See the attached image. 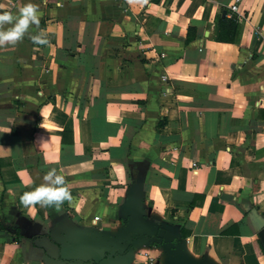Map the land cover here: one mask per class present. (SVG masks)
<instances>
[{
    "label": "crops",
    "instance_id": "obj_1",
    "mask_svg": "<svg viewBox=\"0 0 264 264\" xmlns=\"http://www.w3.org/2000/svg\"><path fill=\"white\" fill-rule=\"evenodd\" d=\"M231 1L0 0L39 10L0 47V264H117L131 247L126 264H166L130 234L95 250L137 203L192 264H264V0H239L235 41H216ZM51 168L71 202L25 207Z\"/></svg>",
    "mask_w": 264,
    "mask_h": 264
},
{
    "label": "clouds",
    "instance_id": "obj_2",
    "mask_svg": "<svg viewBox=\"0 0 264 264\" xmlns=\"http://www.w3.org/2000/svg\"><path fill=\"white\" fill-rule=\"evenodd\" d=\"M4 5L0 4V9ZM38 6L27 3L18 10V15H13L9 11L0 12V47L15 46L21 42L26 35H29V29L35 25L39 27ZM5 25L11 27L5 28ZM34 43L44 44L47 40L43 34L29 36ZM71 202L72 197L66 186L63 176L57 173L55 168H51L43 176V182L30 192H24L20 197V202L25 207L35 206L61 210L64 201Z\"/></svg>",
    "mask_w": 264,
    "mask_h": 264
},
{
    "label": "water",
    "instance_id": "obj_3",
    "mask_svg": "<svg viewBox=\"0 0 264 264\" xmlns=\"http://www.w3.org/2000/svg\"><path fill=\"white\" fill-rule=\"evenodd\" d=\"M224 14L225 10L223 9L220 12V16L223 17ZM206 34L207 32L205 31L204 35ZM140 212L139 203H137V206L132 211H129L128 208L125 209V214L128 215L129 218L126 221L124 229L113 236L114 238H107L104 243L99 245V248L96 246L95 250H97L99 256H102L104 253L114 254L116 248L112 246H115L117 242H120L123 239L127 240V235L130 234L131 236L139 237L135 240L134 244L146 242V245H148L150 242L152 245H161V241L170 254L166 264H192L186 257L181 240H178L169 232V227L167 228V226L157 225L154 222L143 218ZM84 233L86 235L96 234V230H85ZM120 234H122L123 237H121ZM260 243L264 250V241ZM131 249L132 247L125 253V255L118 259L117 264H126Z\"/></svg>",
    "mask_w": 264,
    "mask_h": 264
},
{
    "label": "trees",
    "instance_id": "obj_4",
    "mask_svg": "<svg viewBox=\"0 0 264 264\" xmlns=\"http://www.w3.org/2000/svg\"><path fill=\"white\" fill-rule=\"evenodd\" d=\"M238 32V25L233 17H220L215 18L214 23V40L220 42H234ZM19 237L15 236V239ZM261 253L264 252L263 248L260 249Z\"/></svg>",
    "mask_w": 264,
    "mask_h": 264
},
{
    "label": "built area",
    "instance_id": "obj_5",
    "mask_svg": "<svg viewBox=\"0 0 264 264\" xmlns=\"http://www.w3.org/2000/svg\"><path fill=\"white\" fill-rule=\"evenodd\" d=\"M238 1L239 0H232L231 3L228 5L227 7V15L228 17H232L233 14L237 13V6H238ZM193 166V164H192ZM99 217L98 216H93V222H95L96 220H98ZM143 264H152L151 263V258H148L146 262H144Z\"/></svg>",
    "mask_w": 264,
    "mask_h": 264
},
{
    "label": "flooded vegetation",
    "instance_id": "obj_6",
    "mask_svg": "<svg viewBox=\"0 0 264 264\" xmlns=\"http://www.w3.org/2000/svg\"><path fill=\"white\" fill-rule=\"evenodd\" d=\"M136 239V237H131L129 243L131 244L132 241H134ZM161 244H163L161 241H160Z\"/></svg>",
    "mask_w": 264,
    "mask_h": 264
},
{
    "label": "rangeland",
    "instance_id": "obj_7",
    "mask_svg": "<svg viewBox=\"0 0 264 264\" xmlns=\"http://www.w3.org/2000/svg\"><path fill=\"white\" fill-rule=\"evenodd\" d=\"M136 252H137V251H136ZM246 260H247V259H246ZM246 260H245V262H247Z\"/></svg>",
    "mask_w": 264,
    "mask_h": 264
}]
</instances>
